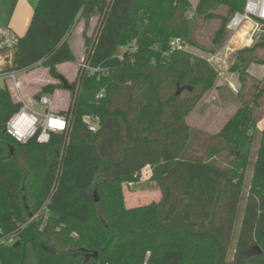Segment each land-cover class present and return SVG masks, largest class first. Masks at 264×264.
Here are the masks:
<instances>
[{
  "label": "trees",
  "instance_id": "trees-1",
  "mask_svg": "<svg viewBox=\"0 0 264 264\" xmlns=\"http://www.w3.org/2000/svg\"><path fill=\"white\" fill-rule=\"evenodd\" d=\"M244 7L245 0H199L190 18L189 0H37L9 69L40 65L60 80L44 85L38 99L65 89L56 68L77 62L69 34L81 21L87 68L77 82L66 80L69 131L47 144H19L4 133L22 104L0 90V264H26L29 245L37 264H264V131L251 161L264 79L248 73L252 64L264 65V36L235 53L229 71L240 81V106L212 136L191 128L187 117L219 73L193 51H171L181 39L217 53ZM95 17L99 28L90 38ZM213 21L208 42L199 40L197 32ZM133 42L137 51L120 60V49ZM86 118L98 120L96 131ZM142 174L161 198L127 207L124 184Z\"/></svg>",
  "mask_w": 264,
  "mask_h": 264
},
{
  "label": "rangeland",
  "instance_id": "rangeland-1",
  "mask_svg": "<svg viewBox=\"0 0 264 264\" xmlns=\"http://www.w3.org/2000/svg\"><path fill=\"white\" fill-rule=\"evenodd\" d=\"M192 4V8L190 9V15L194 14L197 2L199 0H189ZM224 10L220 8L217 13H222ZM34 15V13H33ZM32 21V20H31ZM30 26V25H29ZM26 29L25 32H27ZM218 23L216 21L208 22L205 24L199 32H197V36L199 40H204L208 42V37L213 33V31L217 28ZM99 28L98 18L95 17L90 20L89 27L86 29V36L95 38L97 35V30ZM84 29V21H81L79 24L75 26L72 32L69 34V42L77 56L76 63H65L57 66V71L69 82L75 83L77 82V76L82 68L87 54V47L85 45V37L83 36ZM263 35V34H262ZM245 45V44H244ZM243 44L238 45L237 47H244ZM235 48V47H234ZM232 49V48H231ZM229 50V52L225 51L221 54V56L214 60L212 65L215 67L217 72L219 73V78L212 90H210L194 107L193 111L187 117V122L194 130L203 132L206 136H212L218 133L221 128L224 126L226 121L232 116V114L237 110L240 106V101L238 100L237 93H235L236 88H239V79L237 75L233 72H229L228 80L230 88H223L218 86V82L221 80L220 74L222 72H228L230 65L233 62V54L237 52L238 49ZM189 51H193L197 55L207 57V54L203 52L189 48ZM14 51L11 53H4L0 56V71L10 70V66L12 65ZM251 75L255 79H262L264 76V65L253 64L251 65ZM226 70V71H225ZM24 71V72H23ZM18 80L21 83L20 94L22 98L26 102L36 106L38 103L37 95L41 94L42 87L51 82H60V80L53 78L47 68H44L40 65L30 69V70H22L19 73ZM9 86V87H8ZM8 86L6 89L9 90L11 97H13L14 86L10 81H8ZM0 87H5V82L0 81ZM232 92H231V91ZM72 95L73 93L70 90L60 89L57 90L53 96L55 106L57 110L66 111L68 107L72 103ZM18 102V100H15ZM262 118L258 121V125L256 126L255 132L253 133V146H252V154L251 161H253L255 153L257 151L259 140L262 132L264 131V97L262 102ZM206 137H203V140H206ZM149 170V169H148ZM150 175H152L151 170H149ZM144 174L141 175V181L138 183L124 184V192L126 197V205L127 207H136L148 205L154 201H158L161 198V193L159 189L156 187L155 183L148 182L147 179H143ZM251 178H252V167L249 166L245 169V173L243 176V190L242 197L238 212V218L236 221L233 243L228 254V262H233L234 254H235V245L236 240L239 234L241 220L245 209V204L247 201V196L249 193V189L251 186ZM26 264H37L36 257L34 254L33 247L29 245L27 249V258Z\"/></svg>",
  "mask_w": 264,
  "mask_h": 264
},
{
  "label": "built area",
  "instance_id": "built-area-1",
  "mask_svg": "<svg viewBox=\"0 0 264 264\" xmlns=\"http://www.w3.org/2000/svg\"><path fill=\"white\" fill-rule=\"evenodd\" d=\"M190 18H193V14L190 15ZM247 23L252 24V29L246 32L240 39L241 44H245L244 47L254 44L261 36H264V29L262 28V24H264V0H245L244 11L236 14L228 25L230 32L228 41L217 53L207 55L205 57L206 60L212 64L223 52H229L234 39L237 35L240 36ZM18 42L19 37L10 28L0 26V56L4 53L13 52ZM171 48L173 52L176 50H189L190 47L181 39H175ZM136 51L137 45L136 42H133L130 46L120 49L118 58L123 60L127 53ZM82 68H87L85 63ZM19 73L20 71L15 70L0 71V81L5 82V87H0V90L6 89L8 81L11 80L15 91L12 99L14 102L18 100V103L22 104L21 108L6 123V134L19 144H24L31 140H36L40 144H47L50 142L53 134L67 133L72 117L69 113L70 106L66 111H63L64 113L61 110H57L53 98L54 95L51 94H44L38 99L36 106H39V108H36L29 102H25L20 94L22 87L18 80ZM93 120L98 121L94 118H86L91 130L96 131L98 123ZM4 242L11 245L14 243V240L12 238Z\"/></svg>",
  "mask_w": 264,
  "mask_h": 264
},
{
  "label": "crops",
  "instance_id": "crops-1",
  "mask_svg": "<svg viewBox=\"0 0 264 264\" xmlns=\"http://www.w3.org/2000/svg\"><path fill=\"white\" fill-rule=\"evenodd\" d=\"M36 3L37 0H0V26L10 28L19 38L23 37L26 34L25 32L26 29L31 24ZM251 27L252 24L247 23L246 27L240 33V36L239 35L236 36V38L234 39V42L236 41V43L234 44L233 42L232 43L233 45H231L232 50H235V48L238 50L244 48V47L238 48L237 46L241 44L240 42L241 37H243V35L246 32L250 31L252 29ZM252 45L249 44L247 47H250ZM234 55L235 53L232 56L234 57ZM251 68L252 67L250 66L248 70L249 75H251ZM227 71L228 72H222L220 74L221 80L218 82V86L222 88L226 86V88L228 89V87L230 88V85H229L228 77L226 76H228L230 71L229 69ZM263 79L264 76L262 79H257V80H263ZM240 87L241 85L239 81V88H236L237 91H235V93L239 91ZM235 96H237V94ZM147 168L150 170L149 167Z\"/></svg>",
  "mask_w": 264,
  "mask_h": 264
},
{
  "label": "water",
  "instance_id": "water-1",
  "mask_svg": "<svg viewBox=\"0 0 264 264\" xmlns=\"http://www.w3.org/2000/svg\"><path fill=\"white\" fill-rule=\"evenodd\" d=\"M63 83H64V86H65V89L66 90H69L70 87L68 86L67 81L66 80H63ZM4 133H6L5 130H4ZM10 151H11V153H13V148L12 147H10Z\"/></svg>",
  "mask_w": 264,
  "mask_h": 264
}]
</instances>
